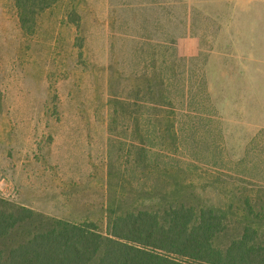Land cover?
Instances as JSON below:
<instances>
[{"label":"rangeland","instance_id":"rangeland-1","mask_svg":"<svg viewBox=\"0 0 264 264\" xmlns=\"http://www.w3.org/2000/svg\"><path fill=\"white\" fill-rule=\"evenodd\" d=\"M35 19L0 0L1 198L101 220L115 141L264 187V0H61Z\"/></svg>","mask_w":264,"mask_h":264},{"label":"trees","instance_id":"trees-1","mask_svg":"<svg viewBox=\"0 0 264 264\" xmlns=\"http://www.w3.org/2000/svg\"><path fill=\"white\" fill-rule=\"evenodd\" d=\"M59 1L14 0L20 24ZM114 143L101 220L50 217L0 197V264H264L263 186ZM206 188L217 203L198 193Z\"/></svg>","mask_w":264,"mask_h":264}]
</instances>
